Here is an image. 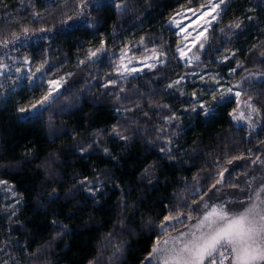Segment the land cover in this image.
I'll use <instances>...</instances> for the list:
<instances>
[{"label": "trees", "instance_id": "16d2710c", "mask_svg": "<svg viewBox=\"0 0 264 264\" xmlns=\"http://www.w3.org/2000/svg\"><path fill=\"white\" fill-rule=\"evenodd\" d=\"M206 1L0 0V67L26 58L42 69L41 80L0 83V180L20 199L7 207L0 192V264H146L222 172L259 158L264 77L241 92L260 114L254 130L234 121L237 100L207 113L191 90L169 87L192 70L169 21ZM152 48L162 63L118 78L122 52ZM200 58L195 68L232 81L264 74V0H229ZM60 77L48 106L19 111ZM178 214L179 224L161 227Z\"/></svg>", "mask_w": 264, "mask_h": 264}, {"label": "rangeland", "instance_id": "374dc122", "mask_svg": "<svg viewBox=\"0 0 264 264\" xmlns=\"http://www.w3.org/2000/svg\"><path fill=\"white\" fill-rule=\"evenodd\" d=\"M218 0H207L203 5L198 7H185L179 10L169 21L170 25L174 27L180 36L179 49H183L185 55L182 57L180 51L177 52L182 61L192 67L187 74L183 75L179 79L172 82L171 87H181L192 91L194 98L197 100L199 105L206 108V112L210 113L213 111L214 103H221L226 100L235 99L237 100L238 107L232 114L234 121L237 124L243 125L249 130H254L260 125V114L254 107L252 102L241 96L243 87L247 82L258 80L264 77L263 73L260 72H248L241 79L232 81L231 73L228 75L223 74L221 71L213 70H200L194 67L200 61V52L206 47L209 36V31L213 24L218 20L222 10L226 7L227 3L222 5L219 12V16L216 19H212L215 13L208 16H203L204 12H211V7ZM195 11V15L193 14ZM211 21V23H207ZM203 33L199 36V33ZM203 43V48L200 44ZM198 57V59H197ZM163 62V53L160 48H152L146 51L144 54L136 55L128 50L122 52L120 60L118 61L115 69L119 79H125L129 76L138 74L146 69L155 67L156 65ZM152 66V67H150ZM40 68H33L28 59H22L18 62L13 60L7 62L0 67V83L5 84L6 89H12L19 87L24 79H29L28 82L33 80H41V72L37 71ZM59 82L58 86L53 85L51 82ZM64 78H55L47 80V89L45 95L49 91L52 92L49 102L44 105L43 108L48 106L55 97L60 93L62 89ZM177 81H179L177 83ZM231 89V92L227 90ZM239 92L240 96L237 98L235 93ZM44 95V96H45ZM223 95V99L221 96ZM41 99V98H40ZM39 99V100H40ZM38 100V101H39ZM37 102V101H36ZM35 102V103H36ZM33 103V104H35ZM32 104V105H33ZM251 104L252 107H248ZM30 105L27 107L28 112H23L26 115H34L42 109H33ZM255 108L256 111L252 109ZM243 114V118L237 119ZM223 179L221 183L217 184L215 188L206 192L201 199L195 204V214L192 219H189L187 224L181 225L178 228L170 230L161 240L160 247H171L172 241L180 233H185L191 230L192 226L202 218V216L211 211L213 206H224L228 211H240L246 205L250 203L261 204L264 207V143L262 144V152L258 159L251 160L250 158H243L235 161L227 171L222 172ZM0 183V192L2 200L7 207H14L20 199L16 196L12 185L5 181ZM259 194V198H257ZM208 207L205 208L204 205ZM184 216H181L179 220H171L164 224V229L179 224L183 220ZM164 240L169 241V245L163 244ZM163 253L152 256L146 259V264H160V258Z\"/></svg>", "mask_w": 264, "mask_h": 264}, {"label": "snow or ice", "instance_id": "6c2138e0", "mask_svg": "<svg viewBox=\"0 0 264 264\" xmlns=\"http://www.w3.org/2000/svg\"><path fill=\"white\" fill-rule=\"evenodd\" d=\"M226 3L227 0H218L212 5L211 12H204L203 16L215 13L212 19H216L219 16L217 10ZM116 7L119 8L120 5H116ZM193 14L195 15V11H193ZM207 23H211V21H207ZM235 27L238 28L240 25L236 24ZM24 31L27 32L28 29L25 28ZM41 31L44 30L41 29ZM202 35V32L199 33L197 39ZM6 44L7 41H5V46ZM203 46V43H201L200 47L203 48ZM178 51H180L182 57L185 55L183 49L178 48ZM95 55L96 52H93L92 56ZM37 71H40V69H37ZM51 83L57 86L59 84L56 81ZM227 91L231 92L232 90L228 89ZM235 95L238 98L240 93L237 92ZM50 97H52L51 91L31 107L38 110L43 109L44 105L49 102ZM223 98L222 95L221 99ZM248 107H252V105L248 104ZM252 110L256 111L255 108ZM19 111L23 113L28 112L29 109L20 108ZM236 118H243V114ZM222 179L223 173H221V179H218L216 183H221ZM0 183L5 182L0 181ZM257 198H259V194H257ZM204 207L207 208L208 205L205 204ZM173 219L179 220L180 215L165 217L166 222ZM188 219H192V217L188 216ZM161 227L163 228L164 225L162 224ZM160 244L161 241H157L149 254L150 259L154 255L163 253L160 264H264V207L253 202L240 211L232 212L226 210L222 205L213 206L211 211L206 212L192 226L190 231L180 233L173 239L171 247L162 249ZM163 244L167 246L169 241L164 240Z\"/></svg>", "mask_w": 264, "mask_h": 264}]
</instances>
